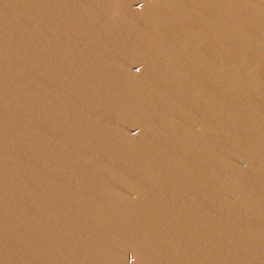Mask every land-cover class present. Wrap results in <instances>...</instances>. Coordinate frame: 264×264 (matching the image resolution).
<instances>
[{
    "label": "water",
    "instance_id": "1",
    "mask_svg": "<svg viewBox=\"0 0 264 264\" xmlns=\"http://www.w3.org/2000/svg\"><path fill=\"white\" fill-rule=\"evenodd\" d=\"M0 264H264V0H0Z\"/></svg>",
    "mask_w": 264,
    "mask_h": 264
}]
</instances>
